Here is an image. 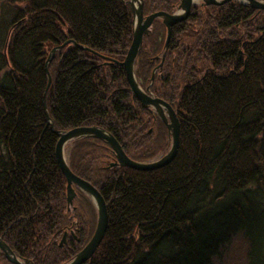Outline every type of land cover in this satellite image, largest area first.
Returning <instances> with one entry per match:
<instances>
[{
  "label": "trees",
  "instance_id": "16d2710c",
  "mask_svg": "<svg viewBox=\"0 0 264 264\" xmlns=\"http://www.w3.org/2000/svg\"><path fill=\"white\" fill-rule=\"evenodd\" d=\"M142 1L147 17L182 0ZM167 33L156 19L134 74L177 114L175 159L139 171L110 166L115 154L96 138L67 146L70 169L108 208L85 264H212L239 235L243 264H264V10L199 4L168 47ZM133 39L130 0H0V238L19 259L68 264L95 233L91 198L74 187L68 203L63 132L104 129L139 163L169 152L167 128L121 65ZM0 264H11L1 250Z\"/></svg>",
  "mask_w": 264,
  "mask_h": 264
},
{
  "label": "water",
  "instance_id": "95a60500",
  "mask_svg": "<svg viewBox=\"0 0 264 264\" xmlns=\"http://www.w3.org/2000/svg\"><path fill=\"white\" fill-rule=\"evenodd\" d=\"M197 0H182L179 11L175 14H167L164 12H157L148 17H145L143 14V1L142 0H132L130 2L132 6V11L134 14V39L133 43L129 49L127 57L121 65L124 67L127 78L131 87V90L138 101L151 111H156L161 117L162 121L166 125L169 136L172 140L171 148L169 152L160 160L152 163H139L131 160L125 152L123 151L119 142L105 130L99 129L96 127H82L73 129L67 133H62L56 148V155L58 159L59 166L62 173L64 174L67 180V199L69 205H72L75 197L76 191L74 186L80 188L83 192L89 195L96 206L98 212V223L96 231L86 245V247L77 254L75 259L69 264H85L87 263L93 255L96 253L97 249L101 245L109 225V215L106 201L100 194V192L89 182L81 179L75 175L70 169L65 156L64 148L68 143L73 142L79 138L93 137L99 140L107 142V144L112 148L116 155L117 163L116 166H121L124 168H132L139 171H150L162 168L170 164L176 157L179 145H180V123L177 118V114L174 109L167 104L166 102L153 97L150 94V87L146 89V92L143 91L138 85L135 74H134V64L141 52L143 45L144 36L149 33L150 27L156 19H162L163 24L166 26L168 34L166 40V46L168 47L171 37L172 29L177 24L187 20L191 14L192 6ZM230 1H240L246 4H249L254 9L264 10V2L259 0H202V3L207 6L221 5ZM135 2L138 3V8H135ZM72 43V42H69ZM66 45V44H64ZM64 45L56 47L52 50L51 56L47 63L51 61L54 57L57 50L62 48ZM154 79V77L152 78ZM50 85V83H49ZM62 242H65V235ZM0 249L4 252L6 258L13 264H31L28 261H21L17 258L14 252L6 245L3 240L0 238Z\"/></svg>",
  "mask_w": 264,
  "mask_h": 264
},
{
  "label": "rangeland",
  "instance_id": "374dc122",
  "mask_svg": "<svg viewBox=\"0 0 264 264\" xmlns=\"http://www.w3.org/2000/svg\"><path fill=\"white\" fill-rule=\"evenodd\" d=\"M132 1V0H131ZM130 1V2H131ZM264 2V1H263ZM168 32V31H167ZM168 34V33H167ZM150 90H151V85H150ZM146 92V90H144ZM155 97V96H153ZM156 98V97H155ZM140 102V101H139ZM165 102V101H164ZM168 104V103H167ZM170 105V104H169ZM171 106V105H170ZM172 107V106H171ZM175 111V110H174ZM154 114V121L158 122L157 120V113H153ZM51 125L53 126V124L51 123ZM165 126V125H164ZM166 127V126H165ZM71 131V130H69ZM69 131L63 132V133H67ZM168 131V130H167ZM169 137V136H168ZM170 139V137H169ZM164 140V139H163ZM107 144V143H106ZM108 146V144H107ZM109 147V146H108ZM113 151V150H112ZM114 152V151H113ZM115 154V153H114ZM65 156H66V160H68V151L66 149L65 151ZM114 156V155H113ZM128 157V156H127ZM161 157V156H160ZM159 157V158H160ZM116 155L114 156V161L112 162L111 165L116 164ZM82 179V178H81ZM91 184V183H90ZM74 203V202H73ZM95 205V204H94ZM96 231V230H95ZM90 242V241H89ZM232 244L230 246H228L220 255L219 258H216L212 264H243L244 263V256H245V251H246V246H247V242L245 240V238L243 237V235H239L236 236L235 238H233V240L231 241ZM6 244V243H5ZM7 245V244H6ZM13 251V250H12ZM15 254V253H14ZM15 256L17 257V255L15 254ZM6 258V256H5ZM18 258V257H17ZM7 259V258H6ZM75 258H73L74 260ZM8 260V259H7ZM21 260V259H20ZM73 260H71L70 262H72ZM9 261V260H8ZM10 262V261H9ZM69 262V263H70ZM11 264H13L12 262H10ZM68 263V264H69ZM32 264V263H31Z\"/></svg>",
  "mask_w": 264,
  "mask_h": 264
},
{
  "label": "bare ground",
  "instance_id": "6f19581e",
  "mask_svg": "<svg viewBox=\"0 0 264 264\" xmlns=\"http://www.w3.org/2000/svg\"><path fill=\"white\" fill-rule=\"evenodd\" d=\"M238 2H240V1H238ZM240 3H242L243 4V2H240ZM135 4V8L137 9L138 8V3L137 2H135L134 3ZM220 5V4H219ZM143 91H144V89L142 88V87H140Z\"/></svg>",
  "mask_w": 264,
  "mask_h": 264
},
{
  "label": "flooded vegetation",
  "instance_id": "af4514ba",
  "mask_svg": "<svg viewBox=\"0 0 264 264\" xmlns=\"http://www.w3.org/2000/svg\"><path fill=\"white\" fill-rule=\"evenodd\" d=\"M217 6H219V5H217ZM66 243H67V241H66ZM66 243H65V244H66Z\"/></svg>",
  "mask_w": 264,
  "mask_h": 264
}]
</instances>
